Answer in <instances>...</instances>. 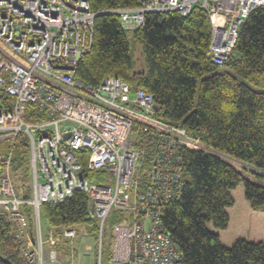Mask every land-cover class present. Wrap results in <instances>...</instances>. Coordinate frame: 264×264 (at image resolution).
<instances>
[{
  "label": "built area",
  "instance_id": "obj_1",
  "mask_svg": "<svg viewBox=\"0 0 264 264\" xmlns=\"http://www.w3.org/2000/svg\"><path fill=\"white\" fill-rule=\"evenodd\" d=\"M195 4L211 24L209 57L222 67L239 26L264 0H138L111 12L119 14L122 29H135L148 12L186 15ZM96 14L88 0H0V215L13 222L33 264H185L162 226V206L182 195L181 145L205 147L163 121L144 89L112 75L96 86L75 76L90 49ZM30 104L43 119H24ZM20 134L28 145L29 198L16 193L12 179L13 143ZM77 150H87L85 165ZM76 191L86 193L89 214L98 221L91 263L75 250L76 227L43 230L41 223V204ZM113 213L120 219L105 230ZM105 231L111 235L108 257L102 252ZM60 253L69 259L61 261Z\"/></svg>",
  "mask_w": 264,
  "mask_h": 264
},
{
  "label": "trees",
  "instance_id": "obj_2",
  "mask_svg": "<svg viewBox=\"0 0 264 264\" xmlns=\"http://www.w3.org/2000/svg\"><path fill=\"white\" fill-rule=\"evenodd\" d=\"M88 1L97 13L92 43L78 61L75 76L96 86L112 75L131 89H144L160 106L163 121L184 128L205 147L181 145L182 195L162 206V226L185 264H264V240L240 237L226 246L218 234L228 225L231 191L240 182L250 209L264 211V5L243 20L230 56L218 67L209 57L211 24L199 5L186 15L148 12L142 26L122 29L119 14L111 11L137 6L138 0ZM130 41L141 47L140 65L132 57ZM24 119L39 121L43 115L30 104ZM76 154L85 165L87 150ZM19 170L30 175L28 145L21 134L13 143V182ZM21 189L18 195L29 198L31 187ZM23 210L31 225V206L25 204ZM40 217L45 228L76 227L96 240L98 221L90 216L83 191L41 204ZM119 219L112 214V223ZM110 247L111 235L105 231L104 256L110 255ZM0 264H33L23 255L13 222L2 215Z\"/></svg>",
  "mask_w": 264,
  "mask_h": 264
},
{
  "label": "crops",
  "instance_id": "obj_3",
  "mask_svg": "<svg viewBox=\"0 0 264 264\" xmlns=\"http://www.w3.org/2000/svg\"><path fill=\"white\" fill-rule=\"evenodd\" d=\"M243 194L242 192L237 193L233 205L227 208L228 225L226 229L218 231L221 242L226 246H229L237 238H245L240 234L241 232L238 231V229L241 228L244 233L250 230L252 235L256 237L250 239L246 238V240L256 241L255 239H264V211L259 212L251 210ZM259 231L262 233L254 234Z\"/></svg>",
  "mask_w": 264,
  "mask_h": 264
},
{
  "label": "rangeland",
  "instance_id": "obj_4",
  "mask_svg": "<svg viewBox=\"0 0 264 264\" xmlns=\"http://www.w3.org/2000/svg\"><path fill=\"white\" fill-rule=\"evenodd\" d=\"M128 37H130L129 32H127ZM130 50L132 53V57L134 59V61L136 62L137 65L141 64L142 58H141V47L140 46H135L131 41H130ZM199 89V85L197 88V92ZM196 101H197V96H196ZM13 176V174H12ZM20 185V186H19ZM14 186H15V190L17 191V194H19L20 192H22L21 188H30L31 187V178L30 175H23L22 174V170H19L16 174H15V182H14ZM18 186V187H17ZM244 187L243 184L240 182L239 184H237V186L232 189L231 194L233 196V198L236 197L238 192H244ZM244 195V194H243ZM112 215L109 214L107 217V221L105 224V230L111 228V224H112ZM43 226V230L45 229V225L42 223ZM206 227L208 229H213L211 223H207ZM78 230V228H76ZM228 231V230H227ZM239 232H241L240 234H242L245 238L244 239H250V238H256L252 235L251 231L249 230L247 233L243 232V229H238ZM244 233V234H243ZM261 234L262 232H255L254 234ZM264 233V232H263ZM76 241L74 242L75 245V250H77L78 254H79V259L84 262V263H91V258H92V251H94V247H95V238L88 233H79L78 231V237L75 239ZM252 240V239H251ZM257 241V239H255ZM264 240V239H262ZM235 241V240H234ZM233 241V242H234ZM254 241V240H252ZM232 244V243H231ZM230 244V245H231ZM229 245V246H230ZM46 248V246H45ZM85 251H88L89 253H86ZM59 259L62 260H67L69 259L68 254L63 253L61 255H59Z\"/></svg>",
  "mask_w": 264,
  "mask_h": 264
},
{
  "label": "water",
  "instance_id": "obj_5",
  "mask_svg": "<svg viewBox=\"0 0 264 264\" xmlns=\"http://www.w3.org/2000/svg\"><path fill=\"white\" fill-rule=\"evenodd\" d=\"M64 136H65V138H67L69 136V133H66ZM23 197H25V196H23Z\"/></svg>",
  "mask_w": 264,
  "mask_h": 264
}]
</instances>
